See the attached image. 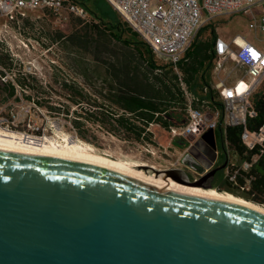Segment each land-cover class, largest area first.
Masks as SVG:
<instances>
[{
    "label": "water",
    "instance_id": "95a60500",
    "mask_svg": "<svg viewBox=\"0 0 264 264\" xmlns=\"http://www.w3.org/2000/svg\"><path fill=\"white\" fill-rule=\"evenodd\" d=\"M215 148L211 128L182 162L203 173L189 157L210 167ZM140 167L202 186L182 168ZM0 264H264V211L98 162L0 146Z\"/></svg>",
    "mask_w": 264,
    "mask_h": 264
},
{
    "label": "trees",
    "instance_id": "16d2710c",
    "mask_svg": "<svg viewBox=\"0 0 264 264\" xmlns=\"http://www.w3.org/2000/svg\"><path fill=\"white\" fill-rule=\"evenodd\" d=\"M94 2V8L86 6L92 18L89 24L92 38L76 34L66 37L77 45V51L71 52V73L61 81L54 78L64 102L54 100L36 75L25 71L18 58L0 42V114H8L11 120L15 102L22 97L34 99L51 115L65 117L69 129L78 137L104 150L108 145L106 134L128 144L147 145L155 143V125L168 130L182 125L187 114L186 89L199 97L195 105L202 99L221 105L213 87V48L217 37L214 30L206 32L210 39H196L176 68L158 57L106 0ZM101 3H105L106 10ZM97 18L99 22H94ZM210 25L214 24L204 28ZM257 108L259 114L250 120L251 128L264 123L263 105L257 104ZM241 130L240 126H227L225 135L231 145L243 152ZM251 172L255 178L249 190H241L229 181L220 190L264 203V153ZM239 181L245 183L242 178Z\"/></svg>",
    "mask_w": 264,
    "mask_h": 264
},
{
    "label": "built area",
    "instance_id": "2783aa9c",
    "mask_svg": "<svg viewBox=\"0 0 264 264\" xmlns=\"http://www.w3.org/2000/svg\"><path fill=\"white\" fill-rule=\"evenodd\" d=\"M119 16L135 30L155 52L173 63L177 68L188 49L202 29L213 23L214 14L249 13L247 34H236L231 38L217 36L214 43V84L216 99L221 105L210 104V99L199 100L186 89L187 114L182 125L171 126V135L188 140V144L170 154L169 162L159 169L185 167L183 156L208 130H220V139L225 150V179L241 190H249L255 175L251 172L254 163L264 153V123L251 128L250 120L257 117L262 104L264 109V0H106ZM47 10L59 18L74 14L90 20L89 9L76 0H0V14L14 20L32 10ZM255 33V35L252 34ZM243 38V42L239 41ZM233 67L225 74L227 64ZM243 69L242 76L228 84L234 72ZM256 70V72H253ZM208 92V90H206ZM8 120H10L8 118ZM227 126H240V143L243 152L231 145L225 135ZM222 128V129H221ZM148 149L151 144L145 145ZM154 148V147H152ZM156 148V147H155ZM253 151H255L253 153ZM189 167V166H188ZM195 170V169H194ZM195 178L199 171L195 170ZM242 178L245 183H240Z\"/></svg>",
    "mask_w": 264,
    "mask_h": 264
},
{
    "label": "rangeland",
    "instance_id": "374dc122",
    "mask_svg": "<svg viewBox=\"0 0 264 264\" xmlns=\"http://www.w3.org/2000/svg\"><path fill=\"white\" fill-rule=\"evenodd\" d=\"M80 1L89 8H94L95 0ZM101 6L103 10H106L105 3H101ZM99 11L101 12L102 10ZM25 17L26 19L18 17L14 20H9L7 16L0 14V42L8 47L15 57L18 58L23 64L25 71L36 75L40 85L49 90L54 100L64 102L65 98L60 95L62 91L59 84L55 83L54 78L57 77L61 81L71 73L70 65H73L71 54L77 51V45L67 41L66 37L76 34V36L85 37L87 35L92 38L93 34L89 27L92 18L85 20L74 14H67L59 18L47 10L40 9L28 12ZM249 19L250 14L247 12L240 14H214V25L206 27L207 29L203 28L196 39L203 41L210 39L211 35L206 32H213V30L215 31V37L219 35L231 38L238 33L252 36L248 32ZM94 22H99V18ZM204 30L205 32H203ZM252 34L255 35L253 32ZM239 41L243 42V38H239ZM105 54L107 57L106 52ZM86 60L90 62L87 56ZM232 67L233 64L229 62L225 74ZM243 73V69L234 72L228 79V84L234 83L236 78L242 76ZM28 93L30 92L28 91ZM15 103L14 114H10L12 116L11 120H8V114H0V126L23 131L38 137H59V132L61 131L67 133L71 138H80L69 129L65 117L51 115L45 108L35 103L34 99L22 97L20 101ZM153 128L155 143L151 144L148 149L143 144L133 145L125 143L124 140L111 134L105 135V140L108 143L106 149H98L106 151L114 157H120L122 154H131L138 159L146 161L149 165L156 164L161 166L167 164L169 156L166 155L164 150H167L170 154L178 153L177 149H183L189 141L179 137L174 138L168 129L159 125H155ZM217 133L219 144H221L219 129H217ZM223 160L224 155L220 161ZM187 172L191 178L195 176V171L192 170V167H187ZM219 179L223 180V177Z\"/></svg>",
    "mask_w": 264,
    "mask_h": 264
},
{
    "label": "bare ground",
    "instance_id": "6f19581e",
    "mask_svg": "<svg viewBox=\"0 0 264 264\" xmlns=\"http://www.w3.org/2000/svg\"><path fill=\"white\" fill-rule=\"evenodd\" d=\"M253 72H256V70H253ZM0 146L98 162L153 183L240 202L264 211V204L251 201L227 190L204 188L199 185L182 183L172 178L158 176L155 172H149L140 167L147 164L144 160L138 159L131 154H122L120 157H114L106 151H100L92 143L80 138H71L67 133L61 131L59 132V137H38L23 131L0 126Z\"/></svg>",
    "mask_w": 264,
    "mask_h": 264
},
{
    "label": "flooded vegetation",
    "instance_id": "af4514ba",
    "mask_svg": "<svg viewBox=\"0 0 264 264\" xmlns=\"http://www.w3.org/2000/svg\"><path fill=\"white\" fill-rule=\"evenodd\" d=\"M198 140H199V138L195 139L192 146H194V144ZM203 146L205 148H207L205 145H203ZM191 147H189V148H191ZM188 151H189V149H188ZM188 151H186V154L188 153ZM207 151H211V150L209 148H207ZM195 152H196V155H199L204 161L208 160L209 157L201 149H195ZM215 152H216V159L212 162V165L210 167H205V165L196 156H194V155L191 156L190 155L189 158H190V160L192 162L194 161L200 167H203L205 169V171L203 173L200 172V174H198L197 178H195V176L193 178L190 177V175L187 172V167L188 166L181 167V168L186 171V173L188 174V178L190 180H197V179L203 178L202 187H204V188H216V189L220 190L221 187H223V186H225L227 184V180L225 179L226 165L223 166V164L225 162L224 161H220L221 157L225 153V150H224V148L222 146V143L219 144V140L218 139L216 140ZM213 169H216V171L213 173V175H211L209 177H206V175L209 174ZM192 170H194V168H192ZM204 177H206V178H204ZM220 177H223V180L219 179Z\"/></svg>",
    "mask_w": 264,
    "mask_h": 264
},
{
    "label": "crops",
    "instance_id": "0c3cea01",
    "mask_svg": "<svg viewBox=\"0 0 264 264\" xmlns=\"http://www.w3.org/2000/svg\"><path fill=\"white\" fill-rule=\"evenodd\" d=\"M177 148H178V147H177ZM177 148H176V149H177ZM183 149H184V148H183ZM181 150H182V149H180V150L177 149V151H181Z\"/></svg>",
    "mask_w": 264,
    "mask_h": 264
}]
</instances>
